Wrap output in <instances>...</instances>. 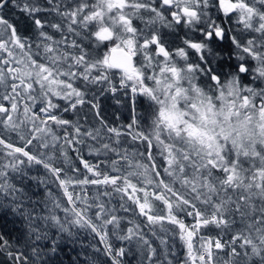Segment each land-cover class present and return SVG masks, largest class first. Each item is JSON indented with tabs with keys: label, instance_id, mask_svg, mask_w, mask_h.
I'll list each match as a JSON object with an SVG mask.
<instances>
[{
	"label": "trees",
	"instance_id": "obj_1",
	"mask_svg": "<svg viewBox=\"0 0 264 264\" xmlns=\"http://www.w3.org/2000/svg\"><path fill=\"white\" fill-rule=\"evenodd\" d=\"M110 1L11 0L0 11V262L114 264L119 256L118 264H206L199 251L210 235L227 240L224 252L213 253V264H264L263 145L231 152L225 165L192 154L160 126L163 113L146 80L128 82L135 95L120 87L111 94L125 79L116 70L105 69L102 80L75 74L62 79L61 87L33 80L31 69L50 67V56L64 58L56 60L61 77L69 56L90 62L113 47L114 38L95 39L110 26L104 15ZM200 1L187 3L200 16L197 22L151 3L148 19L138 20L145 36L126 5L136 47L154 38L171 56L182 53L180 67L191 68L184 70L187 79L212 103L219 87L234 81L249 91L254 108L264 105V23L243 24L221 9V0ZM231 1L264 15V0ZM52 89L59 96L74 89L77 97L58 101L49 116L40 117L37 107L50 101ZM71 204L79 205L78 213ZM194 211L224 223L204 226L196 235L188 224ZM97 234L107 240L102 243ZM106 246L113 251L109 256Z\"/></svg>",
	"mask_w": 264,
	"mask_h": 264
},
{
	"label": "rangeland",
	"instance_id": "obj_2",
	"mask_svg": "<svg viewBox=\"0 0 264 264\" xmlns=\"http://www.w3.org/2000/svg\"><path fill=\"white\" fill-rule=\"evenodd\" d=\"M119 1L121 2V0ZM119 1H111L106 7L107 11H104V15L107 16L105 21L109 22L107 24L110 26L102 28L97 32L95 39L101 42L100 40H102L103 35L109 39L114 38L117 41L109 50L113 48L126 49L132 54L133 61L136 57L137 60L139 59L137 65V60H135L130 66V73H123V77L127 82H132L136 79L141 80L146 77V82L149 81L148 83H151L148 92L155 95V98H158V106L163 113V123L160 117V126L162 125L167 132L172 133L175 142L179 141L178 144L177 142L175 144L179 147L183 145V147H186L187 151L205 157V159L211 160L212 163H219L222 161L220 165L225 164V161L232 155L231 152L233 151L239 152L245 147L253 149L257 143L264 146V105L260 103L254 108L251 99L244 95L249 91L246 92L245 90H241L242 88L234 81L232 84L231 82H226L227 84L224 83L219 87L217 91V93H219L218 95L216 94L214 98V100H216L215 103L204 98L198 90H195L193 84L187 79V72L185 71H189L191 68L186 67L184 71L182 67H180L181 63L179 60H185L182 53H177L174 56H171L169 53H160L156 39L151 41V44L155 47V52L153 50L154 48H151V50L150 45L146 42L142 44L139 49L136 47L137 41L134 39L135 33L133 34L129 18L125 15V11L128 8L122 6L123 12L120 16H116V18L113 16V12H111L120 9L116 7L121 5ZM188 1L189 0H183L186 5L182 6L183 9L187 8ZM233 13L236 14L238 19H242L243 22H246L243 24H249L248 22L252 20L253 22L259 20V23H264V15H258L243 3L237 5ZM195 17V12L193 15L190 14V11L186 12V20L188 18V21H191V19L196 21L198 17ZM255 17L258 19L256 20ZM135 48L139 51L135 50ZM195 50L198 51L199 49L196 47ZM106 55H108V52H103L102 56L93 55L90 62L87 60L83 61L80 57H76V55L69 56L71 58L70 64L67 63L69 70L68 72L65 71V75L61 74V77H59L61 67L57 61L64 60V58L62 56L56 58L50 56L45 62V64L50 65V67L38 66L32 68V77L35 83L43 79L47 81L49 85H55L56 87H61V84H63L62 79L70 80L75 74H78L81 78H92L94 75L96 79L102 80L104 77L102 76L105 71L104 69L109 68L106 62ZM50 80L53 81L50 82ZM52 90V100L49 99L50 101L40 104V106L37 107L38 110L36 114L40 117L49 116V112L53 109V106L56 107L58 105V101L67 102L77 97V92H74V89L69 90L70 92L62 91L60 93L61 96L57 94L59 92L58 89ZM11 106L12 103L10 104V107ZM182 136L183 138H187L185 139L186 141ZM1 141L0 139V143ZM179 143L181 144L179 145ZM156 144L159 146L161 145L159 139L156 141ZM191 145L193 148L190 147ZM64 189H66L65 186L62 188V193L65 195ZM105 248L108 254L107 256L111 255L112 248Z\"/></svg>",
	"mask_w": 264,
	"mask_h": 264
},
{
	"label": "bare ground",
	"instance_id": "obj_3",
	"mask_svg": "<svg viewBox=\"0 0 264 264\" xmlns=\"http://www.w3.org/2000/svg\"><path fill=\"white\" fill-rule=\"evenodd\" d=\"M11 1V0H10ZM200 1V0H199ZM204 1H206V0H204ZM213 1V0H212ZM223 1V0H222ZM233 5H234V7H235V10H236V6L237 5H240L242 2H240V3H234V2H232L231 0H229ZM263 1V0H262ZM261 1V2H262ZM191 2V1H190ZM201 2V1H200ZM217 2V1H216ZM9 3H11V2H9ZM186 3V2H185ZM192 3V2H191ZM208 3H209V0H208ZM260 3V2H259ZM198 4V3H197ZM212 4V3H211ZM220 4H222V3H220ZM262 4H264V3H262ZM218 5V4H217ZM236 5V6H235ZM247 5H249V4H247ZM257 5H258V3H257ZM6 6V5H5ZM185 6V5H184ZM207 6V5H206ZM250 6V5H249ZM190 7H191V5H190ZM195 7H196V5H195ZM200 7V6H199ZM198 7V8H199ZM209 7V6H208ZM210 7H212V6H210ZM218 8H219V5H218ZM2 9H4V8H2ZM1 9V10H2ZM222 9V8H221ZM262 9V8H261ZM0 10V11H1ZM197 10V9H196ZM202 10H203V8L201 9V12H202ZM223 10V9H222ZM3 11V10H2ZM224 11V10H223ZM263 11V10H262ZM261 10H260V14H261V12H262ZM225 12V11H224ZM255 12H257V11H255ZM177 13V12H176ZM227 13V12H226ZM197 14H199V12L197 13ZM202 14V13H201ZM208 14V13H207ZM228 14V13H227ZM230 14H234V13H230ZM264 14V13H263ZM204 15H205V13H204ZM203 15V16H204ZM236 15V14H235ZM262 15V14H261ZM200 17V16H199ZM198 17V18H199ZM236 17V16H235ZM153 17L151 16V19H152ZM204 18H206V17H204ZM147 19H148V16H147ZM201 19H203V18H201ZM235 19H238V18H235ZM135 20V19H134ZM154 20V19H153ZM157 20V19H156ZM178 20V19H177ZM184 20V19H183ZM239 20V19H238ZM145 21V20H144ZM185 21V20H184ZM136 22V21H135ZM135 22L133 23V25L135 24ZM148 22V21H147ZM149 22H150V20H149ZM162 22V21H161ZM178 23H179V21H177ZM193 22V21H192ZM194 22H195V20H194ZM194 22H193V25H194ZM196 22H197V20H196ZM239 22V21H238ZM264 22V21H263ZM138 23V22H137ZM164 23V22H163ZM166 23H167V21H166ZM177 23V24H178ZM180 23H183V22H180ZM191 23V22H190ZM139 24V23H138ZM138 24H136V25H138ZM145 24V23H144ZM151 25L153 24V23H150ZM158 24V23H157ZM157 24H153V25H157ZM159 24H162V23H160L159 22ZM257 24V23H256ZM262 24V23H261ZM260 24V25H261ZM135 25V26H136ZM140 26H141V24H139ZM146 25V24H145ZM144 25V26H145ZM149 25V24H148ZM191 25V24H190ZM192 25V26H193ZM197 25V24H196ZM207 25V24H206ZM139 26V28H142V26L140 27ZM166 26V25H165ZM168 26V25H167ZM166 26V27H167ZM181 26H182V24H181ZM180 26V27H181ZM187 26V25H186ZM195 26V25H194ZM218 26V25H217ZM259 26V25H258ZM136 27H138V26H136ZM146 27H148V26H146ZM149 27H150V25H149ZM153 27V26H152ZM160 27H161V25H160ZM163 27V26H162ZM185 27V26H184ZM184 27H181V28H184ZM253 27H255L256 28V26H253ZM156 28V27H155ZM164 28V27H163ZM167 28H169V26L167 27ZM189 28V27H188ZM219 28V27H218ZM148 29H150V28H148ZM187 29V28H186ZM190 29V28H189ZM212 29V28H211ZM215 29V28H214ZM262 29H263V26H262ZM144 30V29H143ZM164 30H165V28H164ZM163 30V31H164ZM218 30V29H217ZM248 30V29H247ZM253 30V29H252ZM154 31V30H153ZM152 31V29H151V32H153ZM158 31V30H157ZM167 31V30H166ZM187 31V30H186ZM186 31L184 30V33H186ZM194 31L195 30H193L192 31V33H194ZM251 31V30H250ZM255 31V30H254ZM144 32H146V30L144 31ZM156 32V31H155ZM159 32V31H158ZM188 32V31H187ZM211 32V31H210ZM159 33H161V32H159ZM191 33V32H190ZM224 33V32H223ZM260 33V32H259ZM142 34H144V36H145V33H143V31H142ZM149 35L151 34L150 32L148 33ZM156 34H157V32H156ZM165 34V33H164ZM167 34V33H166ZM187 34V33H186ZM206 34H209V33H206ZM212 34V33H211ZM261 34H263V33H261ZM126 35V34H125ZM152 35V34H151ZM161 35V34H160ZM185 35V34H184ZM191 35V37H192V34H190ZM196 35V34H195ZM138 36V35H137ZM157 36H159L158 34H157ZM163 36V35H162ZM188 36V35H187ZM212 36V35H211ZM262 36V35H261ZM139 37V36H138ZM143 37V36H142ZM169 37V36H168ZM188 37H190V36H188ZM193 37H195L194 36V34H193ZM192 37V38H193ZM198 37H199V35H198ZM213 37V36H212ZM224 37V36H223ZM263 37V36H262ZM124 38V37H123ZM149 38H150V36H149ZM173 38V37H172ZM197 38V37H196ZM202 38V37H201ZM201 38H199V39H201ZM225 38V37H224ZM223 38V39H224ZM154 39V38H153ZM171 39V38H170ZM215 39V38H214ZM218 39V38H217ZM168 40V39H167ZM194 40H196L195 38H194ZM203 40V39H202ZM210 41H211V39H209ZM209 40H207L208 42H209ZM220 40H222V39H220ZM219 40V41H220ZM117 41V40H116ZM150 41V40H149ZM153 41V40H152ZM198 41V40H197ZM151 42V41H150ZM195 42V41H194ZM204 42H205V39H204ZM153 43V42H152ZM210 43V42H209ZM209 43H208V45H209ZM217 43H219V42H217ZM261 44H262V42H260ZM115 44V43H114ZM221 44H223V46H224V41L221 43ZM264 44V43H263ZM135 45V44H134ZM205 45H206V42H205ZM215 45H216V43H215ZM213 46V47H217V46ZM220 45V44H219ZM218 45V46H219ZM151 46V45H150ZM229 46V45H228ZM194 47V46H193ZM212 47V46H211ZM143 48V47H142ZM146 48V47H145ZM144 48V49H145ZM148 48V47H147ZM189 48V47H188ZM195 48H196V46H195ZM222 48V47H221ZM231 48V47H230ZM113 49H121V48H113ZM112 49V50H113ZM139 49V48H138ZM138 49H136L135 48V50H138ZM143 49V50H144ZM149 49V48H148ZM151 49V48H150ZM157 49V48H156ZM219 49V48H218ZM226 49V48H225ZM237 49V48H236ZM121 50H123V51H126L130 56H132V54L129 52V51H127L126 49H121ZM152 50V49H151ZM184 50V49H183ZM189 50H191V49H188V51ZM193 50V49H192ZM206 50V49H205ZM139 51V50H138ZM225 51V50H224ZM230 51V50H229ZM106 52H108V55H106L107 57L106 58H108V56H109V54H110V52H111V50H108V51H106ZM149 52H150V54H151V51L149 50ZM153 52V51H152ZM154 52H155V49H154ZM180 52V51H179ZM205 52V51H204ZM104 53H105V51H104ZM145 53V52H144ZM194 53H196V52H194ZM205 53H209V52H205ZM230 53V52H229ZM239 53V52H238ZM139 54V53H138ZM142 54V53H141ZM149 54V53H148ZM171 54V53H170ZM173 54V53H172ZM193 54V53H192ZM203 54V53H202ZM243 54H244V52H243ZM174 55V54H173ZM245 55V54H244ZM102 56V55H101ZM139 56V55H138ZM144 56V55H143ZM156 56V55H155ZM160 56V55H159ZM163 56V55H162ZM188 56V55H187ZM186 56V57H187ZM191 56V55H190ZM194 56V55H193ZM195 56H196V54H195ZM208 55H206V57H207ZM192 57V56H191ZM201 57V56H200ZM205 57V56H204ZM209 57V56H208ZM101 58V57H100ZM99 58V59H100ZM139 58V57H138ZM142 58V57H141ZM188 58H189V56H188ZM195 58V57H194ZM238 58V57H237ZM175 59H177V58H175ZM204 59H209V58H204ZM243 59H245V58H243ZM137 60V59H136ZM139 60V59H138ZM137 60V61H138ZM196 60V59H195ZM194 60V61H195ZM237 60V59H236ZM132 61H133V58H132ZM135 61V60H134ZM133 61V62H134ZM180 61V60H179ZM193 61V60H192ZM197 61H199V58H198V60ZM201 61V60H200ZM107 62V61H106ZM241 62H242V60H241ZM95 63V62H94ZM195 63V62H194ZM201 63V62H200ZM245 63V62H244ZM107 64H108V67L109 68H107V69H110V70H116V71H118V72H120L121 74H122V77H123V73H125L126 72V70L124 71V70H122V69H119V68H117V67H112V66H110L109 65V63L107 62ZM205 64V63H204ZM136 65H137V63H136ZM191 65V64H190ZM203 65V64H202ZM241 65V64H240ZM246 65V64H245ZM244 65V66H245ZM251 64H249V66H250ZM187 66V65H186ZM248 66V67H249ZM184 67H185V65H184ZM183 67V68H184ZM195 67V66H194ZM247 67V68H248ZM100 68V67H99ZM246 68V69H247ZM130 69V68H129ZM195 69V68H194ZM199 69V68H198ZM245 69V68H244ZM105 70V69H104ZM140 70V69H139ZM196 71H197V69H195ZM106 71V70H105ZM130 71V70H129ZM199 71V70H198ZM245 71V70H244ZM252 71V70H251ZM103 72V71H102ZM112 72V71H111ZM192 72V71H191ZM113 73V72H112ZM129 73V72H128ZM197 73V72H196ZM240 73V72H239ZM191 74V73H190ZM241 74V73H240ZM204 75V74H203ZM243 75V74H242ZM191 76H192V74H191ZM199 76H200V74H199ZM143 78V77H142ZM146 78V77H145ZM145 78L144 79H141V80H143V84H144V80H145ZM193 78H194V75H193ZM148 79H149V77H148ZM195 79H196V77H195ZM147 80V79H146ZM53 81V80H52ZM51 80H50V82H52ZM228 81H229V79H228ZM56 82V81H55ZM149 82V81H148ZM227 82V81H226ZM130 83V82H129ZM127 81H126V79H124V80H122L121 82H119V85L115 88V89H111V94H113V95H115V93L117 92V88H119L120 87V89H125V88H128V90H129V92L132 94V95H135L136 94V92H137V89H135V87H134V85H130ZM146 83V82H145ZM53 84V83H52ZM132 84V83H131ZM151 84V83H150ZM219 84V83H218ZM227 84V83H226ZM146 85H147V83H146ZM220 85V84H219ZM55 86V85H54ZM128 86H133L134 87V89L133 88H129ZM152 86V85H151ZM138 87H140L139 85H138ZM149 88H150V86H149ZM152 88V87H151ZM140 89V88H139ZM243 90V89H242ZM139 92H140V90H139ZM219 93V92H218ZM218 93L216 92V94L218 95ZM245 95V94H244ZM212 99H213V97H212ZM251 100H254V99H251ZM254 102H255V100H254ZM254 105H256V104H254ZM261 105H263V104H261ZM254 109V108H253ZM158 114V113H157ZM61 115V114H60ZM57 117L59 116V115H56ZM168 128V127H167ZM163 130H165L164 128H163ZM165 134H167V131H166V133ZM171 134V133H170ZM170 134L168 135V136H170ZM185 137V136H184ZM182 138H183V136H182ZM175 139V138H174ZM178 139V138H177ZM185 139H187V138H185ZM170 140H172V139H170L169 138V141ZM260 140V139H259ZM188 141V140H187ZM260 141H262V140H260ZM172 142V141H171ZM173 142H175V141H173ZM177 142V141H176ZM179 142V141H178ZM178 142H177V144H178ZM179 144H181V143H179ZM184 144V143H183ZM186 145H187V142H186ZM189 145V144H188ZM182 146V145H181ZM191 148H193L192 147V145L190 146ZM187 148H188V146H187ZM186 150V149H185ZM190 150V149H189ZM23 151V150H22ZM192 151V150H191ZM195 152V151H194ZM198 155V154H197ZM201 155V154H200ZM175 158V157H174ZM210 159V158H209ZM216 161V160H215ZM214 162V161H213ZM220 162H222V161H220ZM216 163V162H215ZM220 165V164H219ZM221 165H223V164H221ZM225 165V164H224ZM245 191H247V190H245ZM251 191V190H250ZM248 193V192H247ZM73 200H74V198H73ZM138 200V199H137ZM137 203V202H136ZM138 204V203H137ZM139 204H140V202H139ZM146 205H148L147 203H145ZM72 205V207H73V209H74V211L76 212V213H78L79 212V210H80V207H78V206H76V204H71ZM138 206V205H137ZM144 206V205H143ZM138 209H140V207L138 208ZM190 210H192L191 208H189ZM189 210V211H190ZM198 210V209H197ZM198 213V212H197ZM186 215V214H185ZM205 215H201L200 213L196 216V217H194V218H192V222H191V225H190V228L192 229V230H194L195 231V234L197 235V234H201L200 233V231H201V228H203V227H199V226H197V224H201V222L202 223H205V222H207V218L206 217H204ZM214 216V215H213ZM207 217H208V215H207ZM216 218V223L215 224H223L224 223V219L223 218H221V217H218V216H215ZM187 219V218H186ZM151 220V219H150ZM172 220V219H171ZM188 220V219H187ZM180 223V222H179ZM187 224V223H186ZM189 224V223H188ZM188 224H187V226H188ZM209 224H212V223H209V222H207L206 223V225H205V227H207ZM185 228V227H184ZM203 231V230H202ZM203 233V232H202ZM208 234V233H207ZM211 234V233H210ZM98 235V238H99V240H100V236L101 235H99V234H97ZM203 235V234H202ZM192 237V236H191ZM204 239H206V240H204V241H206L207 242V244H206V246H209V248L213 251V253L214 254H216L217 252H221L220 250H222L223 249V247H224V245H226L225 243H226V241L227 240H225L222 236H219V237H215V238H212V237H210V235H208V236H204ZM233 239V238H232ZM107 240V236H101V241H102V243H104L105 241ZM240 242V241H239ZM232 243V242H231ZM229 245V244H228ZM239 245V244H238ZM237 245V246H238ZM205 246V247H206ZM107 247V246H106ZM227 247V246H226ZM233 247H235V246H233ZM204 248V247H203ZM236 248V247H235ZM223 251V250H222ZM113 252V251H112ZM224 252V251H223ZM231 252V251H230ZM218 254V253H217ZM222 255V254H221ZM13 256V255H12ZM121 256V255H120ZM200 256V255H199ZM4 257H6V256H4ZM3 259V258H2ZM14 260H15V258H13ZM12 259V260H13ZM121 259H122V257H121ZM219 259V258H218ZM6 260H8V258L6 257ZM10 260V259H9ZM113 260H115V261H119L120 260V258H119V256H116V257H114L113 258ZM213 260H215V258L213 259ZM16 261V260H15ZM9 263H10V261H9ZM14 263V262H13ZM121 263V262H120ZM215 263V262H214ZM217 263V262H216ZM215 263V264H216ZM225 263V262H224ZM0 264H2L1 262H0ZM5 264H6V262H5Z\"/></svg>",
	"mask_w": 264,
	"mask_h": 264
},
{
	"label": "flooded vegetation",
	"instance_id": "obj_4",
	"mask_svg": "<svg viewBox=\"0 0 264 264\" xmlns=\"http://www.w3.org/2000/svg\"><path fill=\"white\" fill-rule=\"evenodd\" d=\"M111 1L112 2H118L119 0H111ZM153 2L155 4H157L158 2L161 3L164 6L163 9H164L165 14H170L174 18L178 17V18H180V20L182 17H185L187 11H190V14H192V15L194 14V11L191 10V8H188V7L186 9L182 8V6L185 5L183 0H121V2H120L121 7L116 6L120 9L117 11H111V12H113L112 14L116 18V16H120L122 14V12H123L122 6L126 7V5H129L128 7H129L130 11L132 12V18L135 19V20H133V22L136 21L135 25L138 23L141 24L138 20H142L145 16H147L151 13V11L153 9L149 5ZM139 24L136 25L138 27H136V26L135 27L138 30V32L142 35V31L144 33L146 28L143 27L142 24H141L142 28H139V26H140ZM138 39H140V38L138 37ZM150 45H152V44H150ZM150 47L152 48V46H150ZM153 48L155 49V47H153ZM159 49H160V53H162V54L166 53L165 50L161 49L160 47H159ZM164 56H167V55H164ZM126 72L128 73L129 71H126Z\"/></svg>",
	"mask_w": 264,
	"mask_h": 264
},
{
	"label": "water",
	"instance_id": "obj_5",
	"mask_svg": "<svg viewBox=\"0 0 264 264\" xmlns=\"http://www.w3.org/2000/svg\"><path fill=\"white\" fill-rule=\"evenodd\" d=\"M10 0H2L0 2V10L9 3ZM221 8L227 12L228 14L233 13L235 11L234 5L229 0L221 1ZM221 31H216L215 36H217L218 40L222 38ZM107 62L112 67H117L122 70L129 71L130 66L133 64L132 56H130L126 51L121 49H113L111 50Z\"/></svg>",
	"mask_w": 264,
	"mask_h": 264
},
{
	"label": "built area",
	"instance_id": "obj_6",
	"mask_svg": "<svg viewBox=\"0 0 264 264\" xmlns=\"http://www.w3.org/2000/svg\"><path fill=\"white\" fill-rule=\"evenodd\" d=\"M128 87L134 89L133 86H128ZM64 191H65V195L71 197V195H69V193H68L69 191H68V188L67 187H66V189H64ZM198 214L199 213H197V211L190 212L188 214L189 227L191 225L192 218L196 217ZM206 218H207V222H209V223H212L213 224L214 222H216V219H215L216 217L215 216H208ZM207 222H205V223H202L201 222V224L199 223V224H197V226L203 227V226L206 225ZM199 252H200V259H201V261L205 262L206 264H213V262H212L213 251L209 248V246H206V247L202 248ZM114 263L115 264H118V262L115 261V260H114Z\"/></svg>",
	"mask_w": 264,
	"mask_h": 264
}]
</instances>
